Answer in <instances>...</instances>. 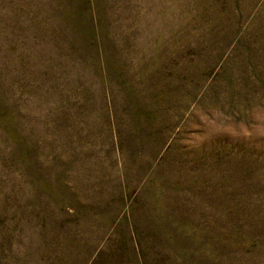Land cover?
Segmentation results:
<instances>
[{
	"label": "rangeland",
	"instance_id": "rangeland-1",
	"mask_svg": "<svg viewBox=\"0 0 264 264\" xmlns=\"http://www.w3.org/2000/svg\"><path fill=\"white\" fill-rule=\"evenodd\" d=\"M0 264H264V0H0Z\"/></svg>",
	"mask_w": 264,
	"mask_h": 264
}]
</instances>
